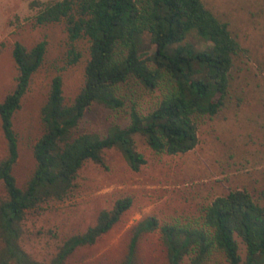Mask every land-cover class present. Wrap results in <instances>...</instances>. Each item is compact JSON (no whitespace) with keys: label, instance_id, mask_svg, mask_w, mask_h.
<instances>
[{"label":"trees","instance_id":"16d2710c","mask_svg":"<svg viewBox=\"0 0 264 264\" xmlns=\"http://www.w3.org/2000/svg\"><path fill=\"white\" fill-rule=\"evenodd\" d=\"M38 4L35 25L64 21L71 43L87 39L89 60L82 90L72 105L65 103L62 77L51 81L41 109L44 132L32 148L36 168L22 188L13 174L19 158L13 118L44 61L47 41H39L32 49L14 45L15 89L0 103L8 150L0 161V182L6 191L0 202V264H44L20 246L25 214L44 200L64 199L85 162L102 164V150H119L134 172L146 164L134 148L135 136L142 137L156 154L193 150L198 144L196 120L213 117L224 106L233 56L239 51L228 24L219 22L200 0H47ZM191 36L202 46L189 42ZM145 37L154 46L152 57L142 54ZM81 58L82 53L72 47L68 65ZM130 79L149 90L163 87L157 106L147 114L132 106L128 126L109 127L103 137L78 135L82 117L92 104H103L112 111L125 106L119 85ZM261 199L260 203L247 190L231 189L213 199L193 224L160 225L156 218L146 217L133 227L128 258L142 233L158 229L168 264H180L185 257L190 264H203L216 251L223 253L227 264H264V191ZM131 202L124 197L112 208L100 210L96 222L68 238L50 264H62L76 248L93 244L118 222ZM237 237L245 245L243 260Z\"/></svg>","mask_w":264,"mask_h":264},{"label":"rangeland","instance_id":"374dc122","mask_svg":"<svg viewBox=\"0 0 264 264\" xmlns=\"http://www.w3.org/2000/svg\"><path fill=\"white\" fill-rule=\"evenodd\" d=\"M47 0H0V103L15 89L18 76L13 59L15 43L32 49L47 41L44 61L33 75L21 108L13 118L18 137L19 158L13 174L25 188L36 162L33 145L44 132L41 109L48 99L51 81L61 76L63 96L72 105L82 90L84 69L89 60L87 39L71 43L64 21L36 26L39 2ZM60 1V0H50ZM219 22L228 24L239 51L233 56L224 106L213 117L196 120L198 144L185 154H156L144 139L135 136L136 151L146 164L139 171L130 169L115 148L102 150V164L87 161L79 170L72 191L62 200L50 199L25 214L19 239L22 249L33 259L52 263L65 241L81 234L96 222L103 208L130 197L131 206L117 223L91 245L76 248L62 264H168L159 230L142 233L130 258L129 244L134 225L154 217L158 223L193 224L203 209L229 190H247L262 201L264 191V0H200ZM189 42L202 45L194 37ZM75 47L82 58L68 65V52ZM154 46L144 38V54ZM164 89L149 90L136 79L119 85L125 106L112 111L94 103L84 113L77 134L103 137L109 127L129 124L133 106L147 114L161 101ZM7 141L0 120V161L7 154ZM6 191L0 182V202ZM239 254L245 258V245L236 238ZM3 242L0 236V251ZM180 264H190L185 257ZM203 264H227L223 253L214 252Z\"/></svg>","mask_w":264,"mask_h":264}]
</instances>
